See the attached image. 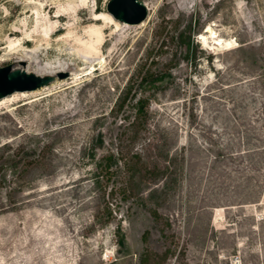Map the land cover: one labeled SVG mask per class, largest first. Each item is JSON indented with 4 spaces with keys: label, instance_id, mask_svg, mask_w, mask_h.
I'll return each instance as SVG.
<instances>
[{
    "label": "rangeland",
    "instance_id": "rangeland-1",
    "mask_svg": "<svg viewBox=\"0 0 264 264\" xmlns=\"http://www.w3.org/2000/svg\"><path fill=\"white\" fill-rule=\"evenodd\" d=\"M109 1L0 0V264H264V0Z\"/></svg>",
    "mask_w": 264,
    "mask_h": 264
},
{
    "label": "water",
    "instance_id": "water-1",
    "mask_svg": "<svg viewBox=\"0 0 264 264\" xmlns=\"http://www.w3.org/2000/svg\"><path fill=\"white\" fill-rule=\"evenodd\" d=\"M107 11L116 21L129 25H140L148 17L146 6L139 0H110ZM53 80V77L41 78L21 70H13L12 66L2 68L0 100L16 93L35 92L48 87Z\"/></svg>",
    "mask_w": 264,
    "mask_h": 264
},
{
    "label": "trees",
    "instance_id": "trees-1",
    "mask_svg": "<svg viewBox=\"0 0 264 264\" xmlns=\"http://www.w3.org/2000/svg\"><path fill=\"white\" fill-rule=\"evenodd\" d=\"M151 70L152 67L150 65V69H148L145 72V74L142 76L141 83L150 85V83H152L155 78L157 79L159 77V75H155V73H153ZM149 105H150V101L148 98H139L133 105L134 116L130 121L131 123L130 125L132 128V133L134 135L133 136L134 138H136L140 134L141 128L147 125ZM124 106H125V99L124 100L122 99L118 105V110H121ZM105 160L107 161L106 166L109 169V167H111V165L114 163V158L113 156H108L105 158ZM153 216L154 218H157L158 217L157 212H153ZM121 242L123 243V239L121 240ZM166 257L167 254L162 256L159 254H152L149 253L148 251H145L140 256V264H151L152 262L157 263L156 261L160 263L161 261L165 260Z\"/></svg>",
    "mask_w": 264,
    "mask_h": 264
},
{
    "label": "bare ground",
    "instance_id": "bare-ground-1",
    "mask_svg": "<svg viewBox=\"0 0 264 264\" xmlns=\"http://www.w3.org/2000/svg\"><path fill=\"white\" fill-rule=\"evenodd\" d=\"M115 20V19H114ZM125 24V23H124ZM60 32V31H59ZM215 45L216 46H229L230 45V43H228V42H226V43H224L223 42V40H219V39H217V41H215ZM231 46V45H230ZM66 69L65 68H61V69H59V70H50V71H45V72H43V73H37V74H34V73H32V74H34V75H36L37 77H41V78H43V77H52V76H56V75H58L59 73H62V71H65ZM44 88H47V87H44ZM44 88H42V89H44ZM39 90H41V89H39ZM38 91V90H37ZM36 92V91H35ZM25 93H31V92H25ZM17 94V93H16ZM19 94H21V93H19ZM10 98V97H9ZM4 99H6V98H4ZM4 99H2V100H4ZM1 101V100H0Z\"/></svg>",
    "mask_w": 264,
    "mask_h": 264
}]
</instances>
